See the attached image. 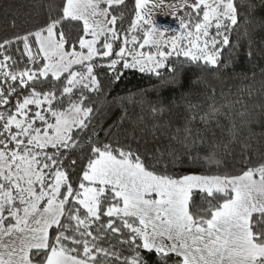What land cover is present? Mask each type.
Masks as SVG:
<instances>
[{"label": "snow or ice", "instance_id": "obj_1", "mask_svg": "<svg viewBox=\"0 0 264 264\" xmlns=\"http://www.w3.org/2000/svg\"><path fill=\"white\" fill-rule=\"evenodd\" d=\"M122 7L61 0L43 25L0 41V264H264V157L252 165L241 142V170L222 172L215 149L200 151L204 134L162 110L128 132L123 97L112 101L120 122L101 139L93 101L105 79L114 88L129 71L218 69L239 25L235 0H134L127 27ZM163 9L176 27L157 24ZM182 99L195 120L201 105ZM233 115L226 149L264 125L246 109ZM160 139H183L186 160L149 149ZM185 162L204 171H175Z\"/></svg>", "mask_w": 264, "mask_h": 264}, {"label": "trees", "instance_id": "obj_2", "mask_svg": "<svg viewBox=\"0 0 264 264\" xmlns=\"http://www.w3.org/2000/svg\"><path fill=\"white\" fill-rule=\"evenodd\" d=\"M235 3L240 14L239 25L231 35L232 47L225 50L218 69L208 71L202 65L185 63L175 75L162 70L159 79L129 71L114 88L108 87L106 79L103 81L105 90L99 96H93V101L100 108L96 123L103 129L98 128L101 139L110 125L120 122L122 112L112 101L114 97H123L128 117L124 128L128 132H131L133 124H139L137 117L143 116L151 123L154 116L161 118L162 110L164 120L170 119L174 125L187 124L194 134H204L207 148L201 147L200 151L203 154L215 149L217 158L223 160L222 172L237 174L241 170L244 164L241 142L251 145L252 165L264 157V125H253L251 130L242 129L239 141L231 143L227 149L224 147L229 143L226 129L234 113L246 109L264 121V115H261V105H264V0H235ZM60 4L61 0H0V41L43 25L49 13L54 14ZM120 11L127 17L124 23L127 27L134 13V0H126V7L117 9V12ZM69 27L65 25L66 29ZM250 48L251 58L247 55ZM185 95L201 105L195 120L178 107L183 104L182 97ZM129 100L132 102L129 103ZM153 107L157 109L155 113ZM211 115L218 117V125L214 120L206 127L202 119L207 120ZM235 119L239 124V117ZM112 132H116L115 127ZM136 135H140L139 131ZM147 139L151 140V137ZM182 143L183 139L171 143L160 139L156 144L149 143L148 147L167 149L170 146L178 157L186 160ZM189 167L204 171L186 162L175 171L185 172ZM212 170H215L214 164Z\"/></svg>", "mask_w": 264, "mask_h": 264}, {"label": "rangeland", "instance_id": "obj_3", "mask_svg": "<svg viewBox=\"0 0 264 264\" xmlns=\"http://www.w3.org/2000/svg\"><path fill=\"white\" fill-rule=\"evenodd\" d=\"M168 3H175L176 0H167ZM154 19L157 24L161 26L167 27H176V23H174V17L170 14L168 9H163L162 11H157Z\"/></svg>", "mask_w": 264, "mask_h": 264}]
</instances>
